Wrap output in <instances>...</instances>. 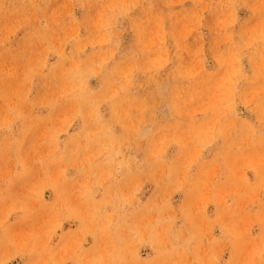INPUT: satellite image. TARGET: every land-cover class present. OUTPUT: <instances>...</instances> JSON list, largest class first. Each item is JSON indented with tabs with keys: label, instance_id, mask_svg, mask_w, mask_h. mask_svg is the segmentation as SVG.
Returning a JSON list of instances; mask_svg holds the SVG:
<instances>
[{
	"label": "rangeland",
	"instance_id": "1",
	"mask_svg": "<svg viewBox=\"0 0 264 264\" xmlns=\"http://www.w3.org/2000/svg\"><path fill=\"white\" fill-rule=\"evenodd\" d=\"M0 264H264V0H0Z\"/></svg>",
	"mask_w": 264,
	"mask_h": 264
},
{
	"label": "bare ground",
	"instance_id": "2",
	"mask_svg": "<svg viewBox=\"0 0 264 264\" xmlns=\"http://www.w3.org/2000/svg\"><path fill=\"white\" fill-rule=\"evenodd\" d=\"M261 16V15H260ZM132 49V48H131ZM257 51V50H256ZM255 51V52H256ZM124 54V53H123ZM119 58V57H118ZM258 58H259V56H258ZM231 59V58H230ZM159 62V61H158ZM257 62V61H256ZM161 63V62H160ZM158 63H157V67H158ZM161 68V67H160ZM104 73V72H103ZM107 73V72H106ZM102 74V73H101ZM226 75V74H225ZM152 76V75H151ZM159 76V75H158ZM111 82V81H110ZM112 83V82H111ZM113 84V83H112ZM238 88V87H237ZM219 94V93H218ZM166 97V96H165ZM237 98V97H236ZM259 98V97H258ZM234 99V98H233ZM171 100V99H170ZM228 101V100H227ZM226 102V101H225ZM232 102V101H231ZM257 102V101H256ZM258 103V102H257ZM232 104V103H231ZM249 104V103H248ZM82 106V105H81ZM249 107V106H248ZM261 107H263V106H261ZM86 109V108H85ZM229 109V108H228ZM254 109V108H253ZM252 109V110H253ZM120 110V109H119ZM179 111V110H178ZM260 111V110H259ZM112 112V111H111ZM229 112V111H228ZM258 113V112H257ZM261 114V113H260ZM230 115V114H229ZM111 118V117H110ZM230 118V117H229ZM259 118V117H258ZM258 121V120H257ZM243 122V121H242ZM244 123H245V120H244ZM252 127V126H251ZM237 131V130H236ZM244 132V131H243ZM218 139V138H217ZM172 165V164H171ZM213 217V216H212Z\"/></svg>",
	"mask_w": 264,
	"mask_h": 264
}]
</instances>
